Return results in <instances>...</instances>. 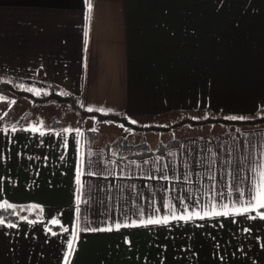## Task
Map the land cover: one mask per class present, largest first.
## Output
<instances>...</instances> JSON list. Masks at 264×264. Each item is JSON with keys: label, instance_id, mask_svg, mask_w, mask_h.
Returning <instances> with one entry per match:
<instances>
[{"label": "crops", "instance_id": "0c3cea01", "mask_svg": "<svg viewBox=\"0 0 264 264\" xmlns=\"http://www.w3.org/2000/svg\"><path fill=\"white\" fill-rule=\"evenodd\" d=\"M87 16L86 0H0V77L129 119L264 109V0H93ZM1 124L0 203L42 216L0 223V264H65L70 242L69 264H264V124L121 159L80 129Z\"/></svg>", "mask_w": 264, "mask_h": 264}, {"label": "rangeland", "instance_id": "374dc122", "mask_svg": "<svg viewBox=\"0 0 264 264\" xmlns=\"http://www.w3.org/2000/svg\"><path fill=\"white\" fill-rule=\"evenodd\" d=\"M0 79L5 80L6 78L0 77ZM12 84L14 90H0V104L2 105L0 108V121L9 125L53 127L64 130L80 129L84 134H87L91 142L113 145L112 151L115 154L120 153L124 155L125 152L129 151V148H124L122 149V151L124 150L123 153L119 152V149L114 147L116 142H126L128 144L146 142L153 150H156L157 148H161L165 143L180 140L184 136L210 134L220 130L225 132L235 128L233 125L226 126L220 123L190 125L188 122H181L184 118L204 119L210 117L211 113L214 112L211 110H186L166 113L156 117L128 118L131 122L135 121L136 126H134L117 120L99 119L96 115H83L80 111L83 109L79 107L80 103L76 99L71 101L69 99L60 100L50 97L54 93L66 96L57 89L53 91L52 89L29 86L19 82H12ZM19 90L29 92L35 97L48 98L34 100L25 93H18L17 91ZM37 92H39V95L36 94ZM175 123H180V126H173ZM139 126L170 128L167 130H144L138 128ZM26 210H29V208Z\"/></svg>", "mask_w": 264, "mask_h": 264}, {"label": "trees", "instance_id": "16d2710c", "mask_svg": "<svg viewBox=\"0 0 264 264\" xmlns=\"http://www.w3.org/2000/svg\"><path fill=\"white\" fill-rule=\"evenodd\" d=\"M0 90H14L13 84L9 81H6L4 79H0ZM18 93H25L27 94L29 97H32L34 100H44L47 99L48 97H35L33 96L31 93L23 91V90H19L17 91ZM50 97H55L57 99L60 100H71L73 101V98L68 97V96H61L60 94H53L52 96L50 95ZM83 115L85 114H91V115H96L99 119H112V120H117L120 121L122 123H126V124H130V125H135V123L131 122L128 120L127 117L125 116H119L116 114H111V113H107V114H103L101 112L98 111H88V110H80ZM211 113V111H209ZM228 113H215L212 112L210 117L204 118V119H192V118H184L181 122H188L190 125H195V124H207V123H220L226 126H231L233 125L235 128L233 130L230 131H225L226 134H231L233 132H239L241 129L243 128H247V127H255V126H259V125H263L264 124V109H260L258 111L252 112V113H248V114H241L239 116H235V117H244V119H231V117H233L234 115H231ZM2 121H0V126ZM180 126V123H175L173 126ZM138 128L144 129V130H159V129H163V130H167L168 128H163V127H154V126H147V127H143V126H139ZM180 143V140H174V141H170L168 143H165L164 145H162L161 148H157L156 150H153L148 143L146 142H140L138 144L135 143H119L116 142V145H114V147H116L117 149H119V152L123 153L122 149L124 148H129L128 152H125L124 155H121L120 153H113L112 151V147L113 145H109L106 144L105 148L106 151L108 153L109 156L112 157H116L118 159L121 158H145V157H149V156H153V155H157V154H162L164 153L168 148H172L177 146ZM23 208H29V207H23ZM26 209H22L21 207L17 206V205H13V204H8L6 203L5 205H3L2 203H0V221H4L7 223H17L18 221H20L22 218H40L42 216L40 208L38 207H33L32 210H26ZM54 229H57V226L53 227Z\"/></svg>", "mask_w": 264, "mask_h": 264}, {"label": "snow or ice", "instance_id": "6c2138e0", "mask_svg": "<svg viewBox=\"0 0 264 264\" xmlns=\"http://www.w3.org/2000/svg\"><path fill=\"white\" fill-rule=\"evenodd\" d=\"M86 4H87V9H88V16L86 17V19L90 20L91 19V13H92V10H93V0H86ZM85 35V44H87V36H88V32L85 31L84 33ZM37 95H39V92L36 93ZM98 110H101L102 109H98ZM88 111H93L92 108H89ZM231 119L235 120V119H244V117H231ZM133 123H135V121H133ZM35 130V129H34ZM67 131V130H66ZM252 200L255 201V206L257 207H260V208H264V167H262L259 172H258V178H257V183H256V188H255V195L252 197ZM253 205L251 204L250 202V207H252ZM227 207V206H225ZM249 209H245V211H248ZM210 213L208 212H205V215H209ZM211 214H214V215H218L220 213H211ZM227 214V213H225ZM194 215H199V213H194ZM172 218L173 219H177V217L175 216V213L173 212V215H172ZM190 217H179V219H188ZM261 218H264V214H261ZM168 221V217H164L163 220H160V219H148L146 221H141L142 224H159V223H167ZM0 223H3V221H0ZM52 223H58V221H52ZM14 226V225H12ZM117 228L120 227V225H116ZM91 231H101V230H107V231H110L112 230L111 228H108V229H90ZM76 239V236L74 234V237H73V240ZM68 248H69V251L68 253L65 255V264H69V257L70 255L72 254V252L75 250L74 249V243L73 242H70L69 245H68Z\"/></svg>", "mask_w": 264, "mask_h": 264}]
</instances>
